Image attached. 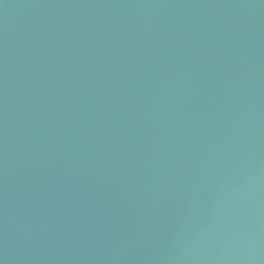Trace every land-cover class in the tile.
I'll list each match as a JSON object with an SVG mask.
<instances>
[{
  "label": "water",
  "instance_id": "95a60500",
  "mask_svg": "<svg viewBox=\"0 0 264 264\" xmlns=\"http://www.w3.org/2000/svg\"><path fill=\"white\" fill-rule=\"evenodd\" d=\"M0 264H264V0H0Z\"/></svg>",
  "mask_w": 264,
  "mask_h": 264
}]
</instances>
